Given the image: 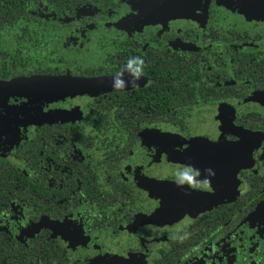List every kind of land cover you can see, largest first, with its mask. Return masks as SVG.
Returning <instances> with one entry per match:
<instances>
[{
	"label": "flooded vegetation",
	"instance_id": "af4514ba",
	"mask_svg": "<svg viewBox=\"0 0 264 264\" xmlns=\"http://www.w3.org/2000/svg\"><path fill=\"white\" fill-rule=\"evenodd\" d=\"M28 2L0 10V264H264V0Z\"/></svg>",
	"mask_w": 264,
	"mask_h": 264
},
{
	"label": "trees",
	"instance_id": "16d2710c",
	"mask_svg": "<svg viewBox=\"0 0 264 264\" xmlns=\"http://www.w3.org/2000/svg\"><path fill=\"white\" fill-rule=\"evenodd\" d=\"M28 0H0V10L7 11H23L28 7ZM21 26V24H18Z\"/></svg>",
	"mask_w": 264,
	"mask_h": 264
},
{
	"label": "clouds",
	"instance_id": "9594fccd",
	"mask_svg": "<svg viewBox=\"0 0 264 264\" xmlns=\"http://www.w3.org/2000/svg\"><path fill=\"white\" fill-rule=\"evenodd\" d=\"M135 60H136V62H137L139 65L143 66L144 61H143L142 58H140V57H136ZM141 71H142V68H141L140 70L137 71V79H139V75H140ZM133 86H137V85H135V82H133ZM114 87H116L117 89H120V88H123V87H124V84H123L122 81H118V82L114 85ZM208 171L211 173V170H208ZM213 174H214V173H213ZM180 183H183V181H180ZM192 187H198V185H195V184H194V185H192Z\"/></svg>",
	"mask_w": 264,
	"mask_h": 264
},
{
	"label": "rangeland",
	"instance_id": "374dc122",
	"mask_svg": "<svg viewBox=\"0 0 264 264\" xmlns=\"http://www.w3.org/2000/svg\"><path fill=\"white\" fill-rule=\"evenodd\" d=\"M181 210L180 209H178V213H177V215L176 216H179L181 213Z\"/></svg>",
	"mask_w": 264,
	"mask_h": 264
},
{
	"label": "water",
	"instance_id": "95a60500",
	"mask_svg": "<svg viewBox=\"0 0 264 264\" xmlns=\"http://www.w3.org/2000/svg\"><path fill=\"white\" fill-rule=\"evenodd\" d=\"M40 79V78H37V80Z\"/></svg>",
	"mask_w": 264,
	"mask_h": 264
}]
</instances>
